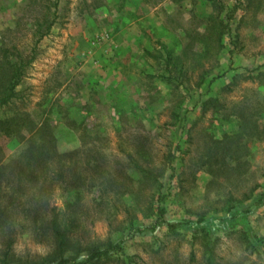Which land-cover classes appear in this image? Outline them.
<instances>
[{"label":"rangeland","instance_id":"rangeland-1","mask_svg":"<svg viewBox=\"0 0 264 264\" xmlns=\"http://www.w3.org/2000/svg\"><path fill=\"white\" fill-rule=\"evenodd\" d=\"M13 62L23 74L0 119L29 112L58 153L81 134L86 147L63 178L53 160L0 170L10 264L53 253L46 225L73 172L88 184L91 145L102 176L62 221L81 247L120 242L105 264H208L193 225L133 231L159 207L214 223L211 264H264V0H0V94ZM21 148L0 134V165Z\"/></svg>","mask_w":264,"mask_h":264},{"label":"trees","instance_id":"trees-1","mask_svg":"<svg viewBox=\"0 0 264 264\" xmlns=\"http://www.w3.org/2000/svg\"><path fill=\"white\" fill-rule=\"evenodd\" d=\"M9 67L11 68V73L6 87L0 94V108L10 105L17 97L16 87L19 85L23 74V63L13 62L9 64ZM241 120L245 122L243 117ZM240 128L243 129L242 126ZM0 134L10 139H17L23 144V148L16 152L7 162L0 165V170L2 171L12 167L14 163L18 166L17 168L19 171H23L29 169L34 161L46 164L48 160H53L55 165L54 171H59L60 178H63L65 172L68 170V168L66 169V161L73 155H78L79 152L81 153L83 148L86 147V143L81 134V146L79 149L72 152L58 153L52 126L48 124L46 119L37 121L29 112L0 119ZM91 146L92 148L88 150L93 155L89 157L90 160L87 164H89L88 168L92 171V175L88 179L87 185L94 186L93 182H97L100 176H102V171L100 173V166L95 160L94 154H97L95 146ZM94 178H96V180H94ZM86 179L87 176L84 175L83 177L79 170L73 172L71 175L70 187L63 191L69 194L63 201V215L53 212L46 225V228L55 242L53 253L36 263L26 264H105L110 259L111 253L121 251L120 242L109 243L105 247L94 244L88 247H81L78 240L73 238L62 221L64 215L68 217L71 224L70 226H72L74 221L78 220L79 208L83 198V189L87 186L85 183ZM53 209L54 208H52V210ZM28 212L31 213L30 210H28ZM3 213L4 212L0 210V230L2 228L1 216ZM207 221H209V219L200 218L195 221L185 220L179 223H171L164 218V210L159 207L157 210V217L150 226L142 228L136 227L133 231L138 234L146 232L154 233L158 228L165 227L168 233H174L176 229L183 224L187 226L193 225L197 228V232L204 237V248L208 254L207 263L211 264L210 261L213 250L208 230L215 225L214 223H210L207 226L206 224L204 225L203 223ZM261 241L264 242V237L261 238ZM246 242L247 249L253 250L255 248L254 245L250 243V239L246 238ZM193 260L194 257L193 254H191L190 262H193ZM0 264H10L8 253H4L2 256L0 255Z\"/></svg>","mask_w":264,"mask_h":264}]
</instances>
